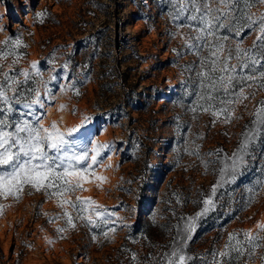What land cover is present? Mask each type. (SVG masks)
I'll use <instances>...</instances> for the list:
<instances>
[{
  "label": "rangeland",
  "instance_id": "rangeland-1",
  "mask_svg": "<svg viewBox=\"0 0 264 264\" xmlns=\"http://www.w3.org/2000/svg\"><path fill=\"white\" fill-rule=\"evenodd\" d=\"M169 11L164 0H0V41L17 37L23 41L15 68H28L37 61L45 80L50 72L57 77L49 84L56 100L41 110L46 112L44 123L57 120L61 128L72 127L88 116L89 124L84 125L88 133L73 134L77 147L89 139L112 144L101 166L95 168L106 180L97 187L100 182L92 179L74 195L91 197L123 217L108 239L100 229L79 221L75 229L58 233L57 227L65 226L63 221L49 222L45 215L60 212L56 201L26 188L18 200L0 198L5 205L0 213V264H155L153 258L171 250L180 217L198 210L191 201L198 198V188L208 192L220 165L210 164L205 174L200 161L184 151L187 142L195 140L202 155L217 148L230 155L245 125L251 126L249 113L264 99V91L247 100V108L237 106L240 118L230 124H212L203 113L194 119L188 108L196 97L185 92L198 84L196 72L181 66L194 64L198 70L199 60L173 51L183 52L180 33L188 30L178 29ZM249 11L259 14L264 5L254 4ZM40 12L45 15L37 17ZM254 38L255 33L248 30L242 38L232 37L245 47ZM12 59L4 62L5 70ZM65 61L70 62L67 76L61 68ZM77 80L83 81L76 85L79 96L60 93L61 84ZM128 85L135 91L128 94ZM62 103L67 108L58 111ZM15 107L14 118H29L21 105ZM200 133L203 139H196L194 134ZM260 166L256 153L236 182L220 190L225 195L193 234L186 250L189 255L220 249L228 233L255 231L257 222H264V187H257L254 201L246 203V189L258 178ZM174 192L182 193L188 203L177 204ZM138 200L143 204L140 209ZM151 201L155 213L148 211ZM154 214L156 221H152ZM136 222L141 230H134ZM122 223L130 225V230ZM262 258L264 248H258L251 258L242 257L241 264H264Z\"/></svg>",
  "mask_w": 264,
  "mask_h": 264
},
{
  "label": "snow or ice",
  "instance_id": "snow-or-ice-1",
  "mask_svg": "<svg viewBox=\"0 0 264 264\" xmlns=\"http://www.w3.org/2000/svg\"><path fill=\"white\" fill-rule=\"evenodd\" d=\"M164 2L170 8L169 15L176 27L188 30L180 33L183 52L173 51L177 55L193 54L199 60L198 70L194 64L181 66L185 71H195L198 81L191 92H185L186 96L196 97L188 111L194 119H198L200 113L207 114L212 124H230L238 120L237 106L247 108L246 101L253 98L257 91H264V12L257 14L249 11L254 4L264 5V0ZM44 15L43 12L36 13L37 17ZM221 30L228 35L222 34ZM245 30L255 33V38L247 47L240 39H232L233 36L242 38ZM0 45H4L0 47V198L18 200L26 188L42 192L46 198L54 199L60 208L54 216L45 213L49 222L63 221L65 226L57 227L58 233L75 229L79 221L85 227L100 229L101 235L108 239L117 231L114 225L118 221L123 222V217L116 216L114 211H109L91 197L74 194L84 191V184L92 179L100 182L97 187L106 180V177L96 173L95 168L101 166L103 155L112 148L111 142L89 139L77 147L73 134L83 136L88 133L89 130L84 128L89 124L88 116H83L72 127L61 128L57 120L45 124L46 112L41 110L50 106L47 102L56 100L49 87L57 79L56 75L50 72L45 80L37 61H32L28 68H15L22 54L17 51L23 46L19 37L0 41ZM10 56L13 59L5 70L4 62ZM49 63H54V60H49ZM69 65V61L61 65L66 76L70 74ZM82 82L77 80L61 84L59 91L61 94L71 91L79 96L81 93L76 85ZM16 105L27 110L23 115L29 118H14L13 113L18 111ZM66 108L63 103L57 106L58 111ZM249 115L252 117L251 126L245 125L239 143L230 155H223L220 148L202 155L195 140L187 142L184 151L200 161L205 174L210 164L220 165L215 169L217 178L207 193L197 189L198 198L191 203L198 210L180 217V222L174 225L177 232L171 250L159 259L153 258L155 264H241L242 257L251 258L256 249L264 248V222L258 221L255 231L244 229L228 233L220 249L213 248L196 256L186 251L200 223L217 208L218 198L225 195L220 190L236 182L249 167V158L255 159L256 153L260 155L261 166L258 178L246 189L249 193L246 203L254 201L257 187H264V99L257 101ZM194 135L196 139H203V133ZM205 156L215 159L207 160ZM102 166L110 167L108 164ZM172 195L177 204L188 203L182 193L174 192ZM4 207L0 204V213ZM124 207L130 212L136 211L134 206ZM122 226L131 228L127 223H122ZM92 239L95 240L96 235ZM132 259L136 261L135 254Z\"/></svg>",
  "mask_w": 264,
  "mask_h": 264
},
{
  "label": "trees",
  "instance_id": "trees-1",
  "mask_svg": "<svg viewBox=\"0 0 264 264\" xmlns=\"http://www.w3.org/2000/svg\"><path fill=\"white\" fill-rule=\"evenodd\" d=\"M128 89H127V93L129 94V93H131V92H134L135 91V89H134V87L132 86V85H128V87H127ZM129 98H131V97H129ZM137 204H138V208L140 209L141 208V206L143 205L142 204V202L140 201V200H138L137 201ZM150 206H149V209H148V211L150 212V210H154L152 213H155V209H154V206H153V201H151L150 202ZM147 211V212H148ZM152 221H156V219L155 220H153L152 219ZM159 222V221H158ZM141 224H140V222H136L134 225H133V228H134V230H141ZM143 230V229H142Z\"/></svg>",
  "mask_w": 264,
  "mask_h": 264
}]
</instances>
